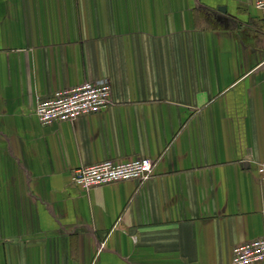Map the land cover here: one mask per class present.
Masks as SVG:
<instances>
[{"label":"crops","instance_id":"obj_1","mask_svg":"<svg viewBox=\"0 0 264 264\" xmlns=\"http://www.w3.org/2000/svg\"><path fill=\"white\" fill-rule=\"evenodd\" d=\"M256 1L0 0V264H233L264 237ZM102 78L107 109L38 120ZM139 157L157 161L143 182H71Z\"/></svg>","mask_w":264,"mask_h":264},{"label":"built area","instance_id":"obj_2","mask_svg":"<svg viewBox=\"0 0 264 264\" xmlns=\"http://www.w3.org/2000/svg\"><path fill=\"white\" fill-rule=\"evenodd\" d=\"M256 5L264 13V0ZM112 102V84L108 78L88 80L69 88L56 90L52 96L40 99L35 114L42 124L56 121H72L84 114L107 109ZM157 161L151 157H139L126 161L106 159L79 166L71 172V182L89 190L96 185L128 179L141 182L150 178ZM256 170L264 179V161L256 164ZM264 264V237L237 244L233 252V264Z\"/></svg>","mask_w":264,"mask_h":264}]
</instances>
